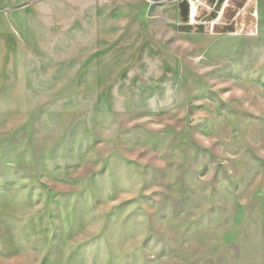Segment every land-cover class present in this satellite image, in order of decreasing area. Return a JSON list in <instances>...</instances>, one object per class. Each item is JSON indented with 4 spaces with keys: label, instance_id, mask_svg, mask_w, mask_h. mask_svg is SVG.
<instances>
[{
    "label": "rangeland",
    "instance_id": "rangeland-1",
    "mask_svg": "<svg viewBox=\"0 0 264 264\" xmlns=\"http://www.w3.org/2000/svg\"><path fill=\"white\" fill-rule=\"evenodd\" d=\"M0 264H264V0H0Z\"/></svg>",
    "mask_w": 264,
    "mask_h": 264
},
{
    "label": "trees",
    "instance_id": "trees-1",
    "mask_svg": "<svg viewBox=\"0 0 264 264\" xmlns=\"http://www.w3.org/2000/svg\"><path fill=\"white\" fill-rule=\"evenodd\" d=\"M187 6H188V4L185 2H183L182 4H181V11H182V8H183V14H184V16H183V18L185 19L186 18V16H185V14H187Z\"/></svg>",
    "mask_w": 264,
    "mask_h": 264
}]
</instances>
